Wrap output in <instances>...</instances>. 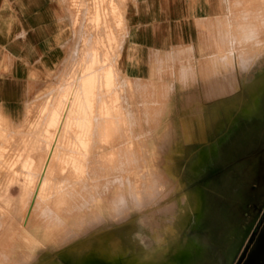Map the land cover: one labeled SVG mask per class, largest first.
<instances>
[{"label":"rangeland","instance_id":"rangeland-1","mask_svg":"<svg viewBox=\"0 0 264 264\" xmlns=\"http://www.w3.org/2000/svg\"><path fill=\"white\" fill-rule=\"evenodd\" d=\"M127 1L57 0L66 56L25 135L0 122V264H264V0H226L244 72L203 107L128 77Z\"/></svg>","mask_w":264,"mask_h":264},{"label":"crops","instance_id":"crops-1","mask_svg":"<svg viewBox=\"0 0 264 264\" xmlns=\"http://www.w3.org/2000/svg\"><path fill=\"white\" fill-rule=\"evenodd\" d=\"M58 6L57 0H0V122L15 137L27 132L26 123L43 100L41 90L72 41V12L62 13ZM231 6L226 0H128L122 59L128 77L157 83L169 90V100L181 98L179 104L188 107L210 105L225 85L236 90L237 75L244 70L242 64L240 70L233 66L227 48ZM227 75L234 78L230 84ZM216 112L214 104L208 118L202 112L180 119L192 124L177 129L175 136L211 137L205 123L211 127Z\"/></svg>","mask_w":264,"mask_h":264},{"label":"flooded vegetation","instance_id":"flooded-vegetation-1","mask_svg":"<svg viewBox=\"0 0 264 264\" xmlns=\"http://www.w3.org/2000/svg\"><path fill=\"white\" fill-rule=\"evenodd\" d=\"M264 218V216H262V217H260V219L259 220H262ZM250 240H251V238H250ZM247 247V248H246ZM245 248H246V253H245V255L247 254V251H248V248H249V245L248 244H246V246H245ZM244 248V249H245ZM245 255H244V257H245ZM244 257L242 258V260L244 259ZM242 260H240V261H242ZM22 262V264H26V261H24V260H21ZM239 261V262H240Z\"/></svg>","mask_w":264,"mask_h":264},{"label":"water","instance_id":"water-1","mask_svg":"<svg viewBox=\"0 0 264 264\" xmlns=\"http://www.w3.org/2000/svg\"><path fill=\"white\" fill-rule=\"evenodd\" d=\"M264 216V212L262 213L261 217ZM57 232V231H56ZM247 248V247H246ZM246 248L242 251V253L240 254L238 261L242 260V258L244 257L245 253H246Z\"/></svg>","mask_w":264,"mask_h":264},{"label":"bare ground","instance_id":"bare-ground-1","mask_svg":"<svg viewBox=\"0 0 264 264\" xmlns=\"http://www.w3.org/2000/svg\"><path fill=\"white\" fill-rule=\"evenodd\" d=\"M248 1V0H247Z\"/></svg>","mask_w":264,"mask_h":264}]
</instances>
